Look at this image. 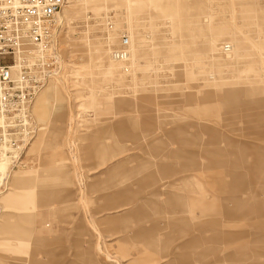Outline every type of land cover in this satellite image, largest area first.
I'll return each mask as SVG.
<instances>
[{
  "label": "rangeland",
  "instance_id": "1",
  "mask_svg": "<svg viewBox=\"0 0 264 264\" xmlns=\"http://www.w3.org/2000/svg\"><path fill=\"white\" fill-rule=\"evenodd\" d=\"M67 5L0 156V264H264V0Z\"/></svg>",
  "mask_w": 264,
  "mask_h": 264
},
{
  "label": "built area",
  "instance_id": "2",
  "mask_svg": "<svg viewBox=\"0 0 264 264\" xmlns=\"http://www.w3.org/2000/svg\"><path fill=\"white\" fill-rule=\"evenodd\" d=\"M72 1L0 0V156H19L25 149L29 108L62 70L59 36L65 22L59 14ZM128 44L125 36L114 55L127 56Z\"/></svg>",
  "mask_w": 264,
  "mask_h": 264
},
{
  "label": "bare ground",
  "instance_id": "3",
  "mask_svg": "<svg viewBox=\"0 0 264 264\" xmlns=\"http://www.w3.org/2000/svg\"><path fill=\"white\" fill-rule=\"evenodd\" d=\"M76 1V0H75ZM88 1V0H87ZM98 0H89V2H91V4H96ZM74 2V1H73ZM68 6V5H67ZM65 6V7H67ZM64 7V8H65ZM63 8V10H64ZM62 10V11H63ZM62 11L60 12L59 16L62 19ZM64 15V14H63ZM54 93H51V89L50 88H46L44 89L41 94L37 97L36 101H35V105H34V109L37 112V114L43 115V110H45V108L48 106V104L50 103V99L53 97ZM247 98L251 97V94L246 93ZM45 114V113H44ZM130 131V130H129ZM131 133V132H130ZM7 158V157H6ZM0 159V162H2V164L6 165L7 164V159ZM236 186L233 188V191H235Z\"/></svg>",
  "mask_w": 264,
  "mask_h": 264
},
{
  "label": "crops",
  "instance_id": "4",
  "mask_svg": "<svg viewBox=\"0 0 264 264\" xmlns=\"http://www.w3.org/2000/svg\"><path fill=\"white\" fill-rule=\"evenodd\" d=\"M153 180H154V178H153ZM236 191V190H235ZM124 193V192H123ZM250 201V202H249ZM246 202V201H245ZM250 203H252V200L249 198L248 199V204H247V207H248V210L247 211H252V209H253V207H252V205L250 204ZM242 205H243V203H242Z\"/></svg>",
  "mask_w": 264,
  "mask_h": 264
}]
</instances>
